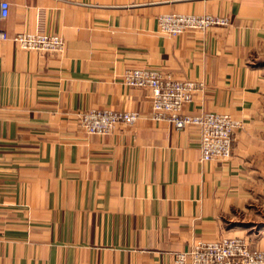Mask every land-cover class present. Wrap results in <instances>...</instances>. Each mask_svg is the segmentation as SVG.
Returning a JSON list of instances; mask_svg holds the SVG:
<instances>
[{"label": "crops", "instance_id": "1", "mask_svg": "<svg viewBox=\"0 0 264 264\" xmlns=\"http://www.w3.org/2000/svg\"><path fill=\"white\" fill-rule=\"evenodd\" d=\"M7 35L59 34L61 54L0 39V264H174L197 241L264 249V0H6ZM228 24L170 36L163 13ZM204 83L186 112L241 120L225 162L200 158L199 131L148 118L125 69ZM131 111L108 134L80 114Z\"/></svg>", "mask_w": 264, "mask_h": 264}, {"label": "built area", "instance_id": "2", "mask_svg": "<svg viewBox=\"0 0 264 264\" xmlns=\"http://www.w3.org/2000/svg\"><path fill=\"white\" fill-rule=\"evenodd\" d=\"M9 4L0 0V21L8 16ZM225 16L209 13H164L157 17L158 29L170 36L189 31H205L212 26L228 24ZM0 39H10L23 49L61 54L64 39L59 34L19 32L14 35L0 29ZM122 83L129 87L147 88L150 93L148 118L166 120L176 129L194 126L199 131L200 158L203 161H227L241 120L225 112L190 113L184 110L193 95L204 89L194 79H176L159 69L133 67L124 70ZM139 114L108 108L90 109L80 114L79 127L86 134H108L120 125H131ZM174 264H264V249H252L242 237H221L197 241L185 251L176 252Z\"/></svg>", "mask_w": 264, "mask_h": 264}, {"label": "rangeland", "instance_id": "3", "mask_svg": "<svg viewBox=\"0 0 264 264\" xmlns=\"http://www.w3.org/2000/svg\"><path fill=\"white\" fill-rule=\"evenodd\" d=\"M251 57L254 64L264 66V40L254 48ZM262 164H264V158ZM262 181L264 182V176L262 177Z\"/></svg>", "mask_w": 264, "mask_h": 264}, {"label": "bare ground", "instance_id": "4", "mask_svg": "<svg viewBox=\"0 0 264 264\" xmlns=\"http://www.w3.org/2000/svg\"><path fill=\"white\" fill-rule=\"evenodd\" d=\"M171 13V12H170ZM176 13H178V12H176ZM164 14V13H163Z\"/></svg>", "mask_w": 264, "mask_h": 264}]
</instances>
